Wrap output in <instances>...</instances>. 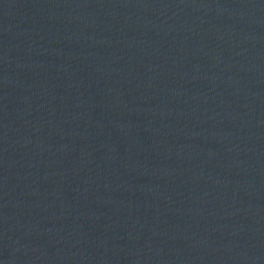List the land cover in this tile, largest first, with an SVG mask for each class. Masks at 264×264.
Here are the masks:
<instances>
[{
  "label": "water",
  "instance_id": "obj_1",
  "mask_svg": "<svg viewBox=\"0 0 264 264\" xmlns=\"http://www.w3.org/2000/svg\"><path fill=\"white\" fill-rule=\"evenodd\" d=\"M0 264H264V0H0Z\"/></svg>",
  "mask_w": 264,
  "mask_h": 264
}]
</instances>
